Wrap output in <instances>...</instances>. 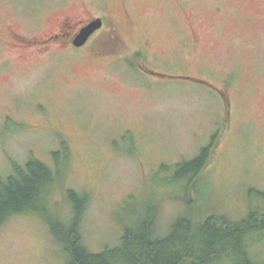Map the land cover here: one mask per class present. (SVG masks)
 <instances>
[{"label": "rangeland", "instance_id": "1", "mask_svg": "<svg viewBox=\"0 0 264 264\" xmlns=\"http://www.w3.org/2000/svg\"><path fill=\"white\" fill-rule=\"evenodd\" d=\"M90 19L101 28L79 49L52 38ZM62 143L51 203L65 221L63 189L87 195L80 232L92 251L117 243V219L152 190L161 232L189 200L198 218L263 207L250 188L264 191V0H0V179L29 156L53 167ZM209 143L190 193L160 169ZM35 214L1 224L0 264L64 263Z\"/></svg>", "mask_w": 264, "mask_h": 264}, {"label": "trees", "instance_id": "2", "mask_svg": "<svg viewBox=\"0 0 264 264\" xmlns=\"http://www.w3.org/2000/svg\"><path fill=\"white\" fill-rule=\"evenodd\" d=\"M115 147L123 150L116 144ZM210 149L211 144H206L194 157L172 164L161 163L160 169L168 171L176 185L182 182L185 193H190L191 186L200 180L198 177ZM68 153L69 148L64 143L59 150L53 151V167L33 156L22 165L12 163L11 174L0 179V226L12 215L36 213L46 223L54 242L62 247L63 264H264L263 250H254L264 242V204L263 207L251 206L237 219L210 210L206 213L209 215L198 218L192 213L197 203L190 205L189 200L186 211L173 216L166 230L161 232L158 227L159 190H152L138 209L130 211L128 221L117 219L121 228L115 245L90 250L80 232L87 195L71 188L63 189L69 205L65 221L51 203L55 188L62 186ZM166 168L172 169L173 173ZM250 191H255L260 200H264V191L254 188ZM132 199V194L127 196L120 209L123 211ZM181 201L185 206L183 199Z\"/></svg>", "mask_w": 264, "mask_h": 264}, {"label": "flooded vegetation", "instance_id": "3", "mask_svg": "<svg viewBox=\"0 0 264 264\" xmlns=\"http://www.w3.org/2000/svg\"><path fill=\"white\" fill-rule=\"evenodd\" d=\"M90 21H91V19L88 20V21H86L83 25H81V26H79V27L76 26L77 29L75 28L74 31H72L71 29H69V28L63 26V27L61 28L60 32L54 34V35L52 36V38H60V39H63V38H61V36H65L66 34H69V37H70V38H69V40H70V42H69L70 45H69V46H70V47H74V48L79 49L80 46L83 45V43H82L80 46H75V45H74V43H75V38H76V36L79 34V32L81 31L82 28L88 26V24L90 23ZM100 28H101V27H100ZM67 29H68V30H67ZM94 33H95V32H92L91 35L89 36V38H91L92 35H93ZM89 38H87V39L85 40V43H87V41L90 40Z\"/></svg>", "mask_w": 264, "mask_h": 264}, {"label": "water", "instance_id": "4", "mask_svg": "<svg viewBox=\"0 0 264 264\" xmlns=\"http://www.w3.org/2000/svg\"><path fill=\"white\" fill-rule=\"evenodd\" d=\"M99 25H100V20H96V21H93V22L89 23L88 26L84 27L79 32V34L75 38V44L76 45L82 44L85 41V39L87 38V36L92 32V30L94 28H98Z\"/></svg>", "mask_w": 264, "mask_h": 264}]
</instances>
